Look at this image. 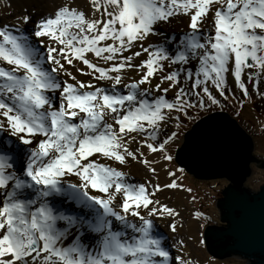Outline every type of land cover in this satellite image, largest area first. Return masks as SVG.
<instances>
[{
  "label": "snow or ice",
  "instance_id": "6c2138e0",
  "mask_svg": "<svg viewBox=\"0 0 264 264\" xmlns=\"http://www.w3.org/2000/svg\"><path fill=\"white\" fill-rule=\"evenodd\" d=\"M17 10L0 24V135L24 158L0 149V264H193L182 213L160 194L192 193L181 177L211 147L213 108L236 91L253 98L249 84L264 100V0H19ZM178 20V36L153 41ZM184 120L196 136L181 142Z\"/></svg>",
  "mask_w": 264,
  "mask_h": 264
},
{
  "label": "water",
  "instance_id": "95a60500",
  "mask_svg": "<svg viewBox=\"0 0 264 264\" xmlns=\"http://www.w3.org/2000/svg\"><path fill=\"white\" fill-rule=\"evenodd\" d=\"M211 115L216 117L207 133L211 147L192 157L186 168V173L200 181L225 179L229 182L222 198L216 202L224 225L205 228L206 251L218 260L236 256L247 260V264H264V185L257 192L244 187L252 174V164L259 162L254 155V142L227 113ZM201 119H207V115ZM195 124L182 141L186 135L187 140L195 139L196 129L192 130Z\"/></svg>",
  "mask_w": 264,
  "mask_h": 264
},
{
  "label": "rangeland",
  "instance_id": "374dc122",
  "mask_svg": "<svg viewBox=\"0 0 264 264\" xmlns=\"http://www.w3.org/2000/svg\"><path fill=\"white\" fill-rule=\"evenodd\" d=\"M3 3V0H0V4ZM11 15L0 14V24H14L16 23V16L19 15L17 8H13ZM153 41H156L155 39ZM250 90L253 92V98L244 99L241 94L236 91V99H230L225 103V107L221 110L220 108H213L209 114L214 111H224L230 117L236 119L238 124L246 131L254 142V155L256 158L264 157V100H261L258 96L255 95V89L249 84ZM237 101L240 103L238 104ZM243 105L241 107L240 105ZM194 112V110H193ZM207 114L201 113L200 118ZM196 121L184 120L183 126L180 129L181 135L179 141H182L184 134L189 130ZM175 130V129H173ZM181 143H179V146ZM177 145H172V149H177ZM171 151V150H170ZM167 163V162H165ZM178 166L174 161L169 167ZM179 175V174H178ZM182 183L185 187H190L192 193H184L183 196H187V199L178 200L180 206H185L193 210V214L196 212L201 213V218L197 220L198 228L200 235L203 240V232L207 226H222L224 224L220 221V211L216 207L217 200L222 198L223 189L229 184L225 179H217L210 181H200L195 179L188 173H185L181 177ZM264 185V171L255 172L250 176L244 187L252 188L253 192L256 191L261 186ZM169 193V191H168ZM167 195V191L162 193V196L168 200L167 197H170L171 201H174V192ZM194 198V199H193ZM189 218L188 216L186 217ZM204 241V240H203ZM193 247L196 250V253L199 255L200 262L202 264H247V260H244L242 257L233 256L224 260H218L213 256L209 255L206 251L204 243L201 245L198 243H193Z\"/></svg>",
  "mask_w": 264,
  "mask_h": 264
},
{
  "label": "bare ground",
  "instance_id": "6f19581e",
  "mask_svg": "<svg viewBox=\"0 0 264 264\" xmlns=\"http://www.w3.org/2000/svg\"><path fill=\"white\" fill-rule=\"evenodd\" d=\"M11 2L14 5L13 8H18L19 0H11ZM79 3L81 5H83L84 0H79ZM0 5H2V3ZM5 13L6 12L2 8H0V14H5ZM9 25H11V24H9ZM183 28H184V24L178 20L176 23H174L170 27L161 29L162 35H160L158 37H154L153 40L155 39L156 41H154V42H156V43H164L171 36V34L175 33L178 36L180 34V32L183 30ZM169 50H171V49H169ZM5 67H7V66L5 65ZM70 70H72L73 74L77 75V78L80 80L87 81L90 79L87 76H80L79 74L75 73V71L73 69H70ZM133 75H135V74L133 73ZM62 79H63V77H62ZM0 137L2 139V143H4V144L0 145V149H2V147H3L5 149H7L9 152L15 153L19 157V159L24 158L23 152L20 151L21 146H19L15 143L14 138L5 137L3 135H0ZM6 139L11 143V145H12L11 148H7V145L5 144ZM125 171H127V169H125ZM131 175H132V179L134 181L135 180H141L142 176L144 175V170L142 168H140L139 166H133L131 169ZM171 192L172 191H169V193H168V191H167V195L170 196ZM173 195L175 198L174 201H171L170 199L167 200L166 198H164L162 196V194H160V198L164 203H168L170 206H176L177 208H179V210L182 213L184 228L181 230L180 235L185 239L186 244H187V252L183 253V254L187 258L192 259L193 264H202L200 262L199 255L196 253V250L192 245L193 243H198L200 245L202 244V243H199V241L202 240V237L200 235V231L198 228V222L194 217L193 210L191 208L185 207L184 205L180 206L178 204L179 203L178 200H180V199H182V197H184L183 196L184 193H181L179 196H177L175 193ZM51 202L53 204H60L61 203L56 198H52ZM187 216L189 217L188 219L186 218ZM156 231L158 233L167 234L166 230L164 229L162 224L159 225V227L157 228ZM87 242L89 244H91L92 240L88 239ZM171 252L173 253V255L177 254L175 246H171Z\"/></svg>",
  "mask_w": 264,
  "mask_h": 264
},
{
  "label": "flooded vegetation",
  "instance_id": "af4514ba",
  "mask_svg": "<svg viewBox=\"0 0 264 264\" xmlns=\"http://www.w3.org/2000/svg\"><path fill=\"white\" fill-rule=\"evenodd\" d=\"M257 159L259 160V162L256 163V164H252V166H251V168H252V174H251V176L255 172L264 171V157H260V158H257ZM247 189L253 191L251 187L250 188H247ZM257 191H258V189L256 191H254V192H257Z\"/></svg>",
  "mask_w": 264,
  "mask_h": 264
}]
</instances>
